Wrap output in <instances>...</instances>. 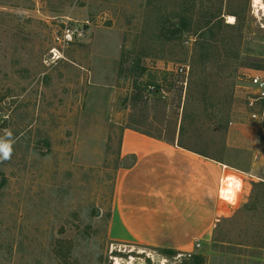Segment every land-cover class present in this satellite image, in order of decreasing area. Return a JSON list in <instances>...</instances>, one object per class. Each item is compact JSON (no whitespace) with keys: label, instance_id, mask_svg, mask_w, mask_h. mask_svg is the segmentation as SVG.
<instances>
[{"label":"rangeland","instance_id":"374dc122","mask_svg":"<svg viewBox=\"0 0 264 264\" xmlns=\"http://www.w3.org/2000/svg\"><path fill=\"white\" fill-rule=\"evenodd\" d=\"M67 25L85 38L57 42ZM252 75L264 76L253 0H0V137L13 141L0 161V264H243L244 248L264 247ZM125 129L230 167L193 253L113 240Z\"/></svg>","mask_w":264,"mask_h":264},{"label":"crops","instance_id":"0c3cea01","mask_svg":"<svg viewBox=\"0 0 264 264\" xmlns=\"http://www.w3.org/2000/svg\"><path fill=\"white\" fill-rule=\"evenodd\" d=\"M120 152L128 167L117 173L110 219L113 240L188 253L200 248L210 238L230 167L180 145L178 139L132 129L121 134ZM243 251V264L264 263V247Z\"/></svg>","mask_w":264,"mask_h":264},{"label":"built area","instance_id":"2783aa9c","mask_svg":"<svg viewBox=\"0 0 264 264\" xmlns=\"http://www.w3.org/2000/svg\"><path fill=\"white\" fill-rule=\"evenodd\" d=\"M86 36V28L81 25H67L63 28L60 35L55 39L59 43L63 44H71L76 40L84 39ZM51 60L54 62L60 60L62 57L60 56V51L57 47H52L50 50ZM250 83L254 88V100L251 97L248 98V106L249 108H253V102H256L258 105V110L256 112H252L250 114V118L252 120H264V76L260 75H252L250 77ZM199 247V244H196Z\"/></svg>","mask_w":264,"mask_h":264},{"label":"clouds","instance_id":"9594fccd","mask_svg":"<svg viewBox=\"0 0 264 264\" xmlns=\"http://www.w3.org/2000/svg\"><path fill=\"white\" fill-rule=\"evenodd\" d=\"M11 132L6 130L5 137H0V161L8 160L12 154Z\"/></svg>","mask_w":264,"mask_h":264},{"label":"bare ground","instance_id":"6f19581e","mask_svg":"<svg viewBox=\"0 0 264 264\" xmlns=\"http://www.w3.org/2000/svg\"><path fill=\"white\" fill-rule=\"evenodd\" d=\"M253 5H254L255 9H257V12L258 11H262L263 16H264V5H263V3L260 0H253ZM228 20H229L230 23H232L233 22V17L232 16H228ZM115 264H120V263L118 261H116Z\"/></svg>","mask_w":264,"mask_h":264},{"label":"trees","instance_id":"16d2710c","mask_svg":"<svg viewBox=\"0 0 264 264\" xmlns=\"http://www.w3.org/2000/svg\"><path fill=\"white\" fill-rule=\"evenodd\" d=\"M168 253H173L171 250H168ZM202 263V259L200 257L195 256L194 257V264H201Z\"/></svg>","mask_w":264,"mask_h":264}]
</instances>
